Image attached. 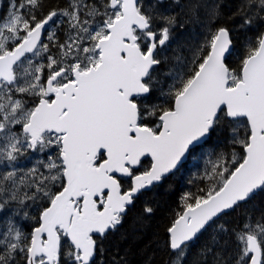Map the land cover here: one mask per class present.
<instances>
[{
    "label": "water",
    "instance_id": "95a60500",
    "mask_svg": "<svg viewBox=\"0 0 264 264\" xmlns=\"http://www.w3.org/2000/svg\"><path fill=\"white\" fill-rule=\"evenodd\" d=\"M140 0H110L120 15L106 27L107 36L95 50L99 63L74 71L73 82L51 91L54 100H41L23 127L32 148L44 134L61 136L64 186L43 210L32 231L26 264H59L61 238L78 254L79 264L96 255L94 237L102 238L119 225L133 200L160 184L183 166L189 153L207 140L220 112L229 121L244 120L249 129L244 158L222 187L186 209L169 230L172 252L198 238L216 218L253 196L264 184V37L244 63L240 80L229 86L226 58L232 52L228 31L217 32L210 51L173 108L159 115L157 132L139 125L135 100L149 94L144 84L157 64V42L140 13ZM1 6V0H0ZM53 15L36 26L11 53L0 57V83L14 82L13 69L35 51ZM145 33L142 52L137 34ZM102 155L103 161L98 163ZM148 159L147 172L132 175ZM118 179H130L122 192ZM79 203V206H78ZM101 205V207H99ZM249 264H261L257 239H248Z\"/></svg>",
    "mask_w": 264,
    "mask_h": 264
},
{
    "label": "trees",
    "instance_id": "16d2710c",
    "mask_svg": "<svg viewBox=\"0 0 264 264\" xmlns=\"http://www.w3.org/2000/svg\"><path fill=\"white\" fill-rule=\"evenodd\" d=\"M9 1L13 9L21 10L28 31L50 14L55 17L49 25L56 17L61 19L75 10L77 16L69 19H78L84 27L102 23L104 13L110 10L109 0H2L1 17L7 14ZM140 12L156 37H165L156 49L157 64L144 82L149 94L135 100L139 125L153 132L158 131L159 115L172 110L181 88L197 73L219 30L228 31L232 43V52L225 60L229 86L240 80L245 61L264 37V0H141ZM62 33L57 45L65 42ZM139 37L140 50L146 51L149 43L144 34ZM238 122L242 125L236 127L222 110L207 140L190 151L183 166L140 193L120 217L118 227L103 238H93L96 255L90 264H249L251 236L259 243L264 264V184L249 199L216 218L196 240L176 252L169 245V230L175 220L216 193L242 162L249 129L245 121ZM55 149H50L49 155L41 149L35 151L39 163L28 174L29 182L22 186L19 202L7 200V196L11 180L23 175V170L7 175L0 169V264H26L32 231L64 186L62 163ZM48 158L55 164L53 175L44 167ZM101 161L102 155L98 157V163ZM149 168L150 161L145 159L132 175ZM118 181L122 192L131 189L130 179ZM76 257L62 237L59 264H79Z\"/></svg>",
    "mask_w": 264,
    "mask_h": 264
},
{
    "label": "rangeland",
    "instance_id": "374dc122",
    "mask_svg": "<svg viewBox=\"0 0 264 264\" xmlns=\"http://www.w3.org/2000/svg\"><path fill=\"white\" fill-rule=\"evenodd\" d=\"M6 9L9 10L7 11L6 16L0 18V57L6 54L4 51L9 44H12L15 48V44H18L19 40L23 38L28 31L26 25L21 19L20 13H15L16 9L12 8V2L8 3ZM74 11L75 10L70 14L69 12L65 13L60 21L55 22L53 25H49L48 49L47 43H44L37 57L28 60L23 66V81L25 83L35 81L33 84L26 85V87L32 91L37 86L42 85L40 83L42 64L38 63V61L41 57H44L47 52L48 72L51 73V76L58 73L57 75L49 77L50 79L53 78V84L57 80L55 84L60 86L66 85L67 82H73L72 76L74 71L84 72L91 67H95L99 63V54L95 50L96 44L99 40L106 37V24L112 23V21L119 16V10H109L104 13L102 23L98 22L94 25H86L84 27H82L78 19H76V21L69 19L70 16H77ZM61 33L65 42L64 44L57 45L56 42L57 40L59 41L58 37ZM33 60L37 62L30 63ZM60 71H62V73H60ZM57 76H59L58 79ZM186 85L181 88L180 93L185 89ZM23 90L24 88L22 87L21 92H24ZM14 94L18 95L17 92ZM3 100L4 97L2 96L0 98V105H3L4 108H10V111L12 112L11 115H13L19 108L18 100L12 98L5 101V103ZM23 105H27V103L25 102ZM4 113H6V110ZM22 116L23 113L14 115L10 118V124H17L18 119ZM6 117L9 118L7 113ZM241 125L242 122H236V127ZM19 139L20 136H15V134L7 133L3 136L0 132V169L3 168L4 171H7V175L15 174L21 169L23 170V175H17L9 184L10 194L7 196V200L10 199L13 202L20 201L22 186L28 184V174L35 170L36 164L39 163V160L36 159L38 158V155L33 156L31 154L32 151H30V146ZM59 141L60 139L55 137L43 138L42 141L39 142L42 147V153L48 152L49 155L50 149L59 147ZM59 149L61 151V148ZM44 167L50 171L51 175L56 172L52 158H48Z\"/></svg>",
    "mask_w": 264,
    "mask_h": 264
},
{
    "label": "flooded vegetation",
    "instance_id": "af4514ba",
    "mask_svg": "<svg viewBox=\"0 0 264 264\" xmlns=\"http://www.w3.org/2000/svg\"><path fill=\"white\" fill-rule=\"evenodd\" d=\"M1 5H3L2 0H1ZM16 10H15V13L21 12V10H18V11H16ZM50 15H53V14H50ZM5 16H6V14H5ZM53 17H55V15H53ZM0 18H1V16H0ZM46 19H48V17ZM59 19H60L59 17H56V19L54 20L52 25L55 24V22H58V21L61 20V19L60 20ZM49 27L50 26L47 25V27L44 30V33H43V35H42V37H41V39L39 41V44L36 47L35 51L33 53H31V54L25 55L24 58L21 61H19V63H17L15 65V67L13 69L14 82L11 83V84H7V83H4V82L0 83V98L2 96L4 97L3 102L5 103V101H8V99H12V98L15 99V100H18V102H19V108L16 110V112L13 115H11L12 112L10 111V108H7V107L4 108L3 105H0V132L3 134V136H5V134H7V133H12V134H15V136H20L19 140L20 141H24V143H26V144H29V138H28V136L26 134L23 133V127L29 122L30 115L33 113L34 109L36 108V106L38 105V103L41 100H44L47 103H51L54 100V93H48V85H47V83L49 81L53 80V78L50 79L49 76H51V73L48 72V65H47L48 52H47V54H45L44 57H41L40 60L38 61V63L42 64V69H41V72H40V83L42 84L41 86H37L35 89H33V91L31 89L27 88L26 87L27 84H33L35 81L25 83L23 81V69H22L23 66L26 64V62L28 60L35 59L37 57V55L40 52V49L42 48L44 43H47V49H48V37H49L48 30H49ZM32 30L27 31L25 36L19 40V43L15 44V48H14V46L12 44H9L4 52L5 53H11L14 49H16L20 45V43L23 40H25L27 38V35ZM32 62H37V61L33 60L30 63H32ZM77 69H79V68H77ZM60 73H62V71H60ZM57 74L58 73H56L54 75H57ZM54 75H52V76H54ZM58 77L59 76H57V79H58ZM72 79H73V76H72ZM56 81H55V83H56ZM55 83L50 88L51 91L55 90L57 88L63 87V86H60V85L55 84ZM68 83H71V82H67V84ZM22 87L24 88V90H23L24 92H21L22 91ZM38 90H39V92H38ZM15 92H17L18 95H15L14 94ZM38 93H39V95H38ZM25 102L27 103V105H23ZM5 110H6L7 115L9 116V118L6 117V113H4ZM19 113H23V116L18 119L17 124L14 123V124L11 125L10 124L11 123L10 118L13 117L14 115L19 114ZM48 137H55L57 139H60V141H61V137L60 136H57V135H54V134H52V135H49V134L43 135L37 141L35 147L33 149H30V151H32L31 154L33 156H36V154H35L36 150L42 148L41 144H39V142L42 141L43 138L45 139V138H48ZM59 148H60V145L55 150L59 152V156H60V149ZM119 220H120V218H119Z\"/></svg>",
    "mask_w": 264,
    "mask_h": 264
}]
</instances>
